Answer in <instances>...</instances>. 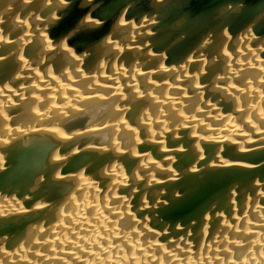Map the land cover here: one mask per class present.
I'll use <instances>...</instances> for the list:
<instances>
[{
	"label": "bare ground",
	"instance_id": "6f19581e",
	"mask_svg": "<svg viewBox=\"0 0 264 264\" xmlns=\"http://www.w3.org/2000/svg\"><path fill=\"white\" fill-rule=\"evenodd\" d=\"M84 1L85 0H68V1H65V0H0V15L1 13L3 15V12H5L6 10L11 9L12 11L11 16L4 23V27L2 25V29H0L1 36L5 32L3 31L5 29L8 31V34H9V31L11 34V35L9 34L10 38H8V40L2 39V37L0 36L1 37L0 45H2L0 47V52L2 51L3 52L2 54L4 55L6 53L7 55L11 54L12 58L9 56V59H12V60H9V61H10V64L12 61V64H13L12 69L13 68L14 69L12 72V76L9 78L11 82L14 81L13 82L15 83L14 86L20 87V89L15 90L12 83H11L13 87L12 89H8L7 87H5L6 84L0 85V116H1L0 119L3 118L4 120V125H2V130L0 133V146H3L4 148H7L9 146L8 150L13 152L12 153L13 155L15 152H16V155L18 152H21L23 154L18 159L15 156L16 161L14 159H13L14 161L10 160L12 165L10 167L9 166L7 167V170L5 173H3V175H0V191H1L0 194L3 192V190L4 192L2 193V195L5 194L6 193L5 190L8 189V191L10 190L13 196H17L18 192L22 193L25 190V188H27L30 185V182H31L30 179H35V180H37L38 178L39 180L42 178L45 179L46 176L45 177L43 176L45 174L48 175L45 172L46 170H48L47 164L45 162L46 160H49L48 158L50 154L49 152H51L52 149L57 148V146H60L62 143L66 142L68 144V142H70L69 145L70 144L73 145L75 144L74 142H76L77 144V141H78L80 147L82 146V148H80L79 146L78 147L82 149V151L84 152L86 151V153H84V152H81L80 150L79 151L80 153H79L78 152L79 149H77L76 150L77 154L71 155L70 158L65 157L64 158L65 160L59 163L60 165L63 164L61 166L59 165V167L57 168V171L59 169L58 174L62 178L61 179L62 181L60 180V178H58L59 180L55 179L56 181L55 182L53 181L54 179L52 178L53 179L52 182H55L56 184H57V181L59 182V184L57 185L54 184L55 187H52L53 183H51V180L48 181L51 184V186L50 185L48 186L47 184L49 183L47 182L45 185H42L43 187L39 185L41 181L39 182V180H37L39 182V183L37 182L39 186L37 185L38 188L35 187L37 188V190L33 188V190H36V192H33L29 186V189L31 190L30 192L34 193V197L36 194H37L36 197H41V194H43V197H45L46 196L45 194L47 192L46 188L48 189L49 187L48 192L51 191V189L55 188V190L53 191L54 195L52 193V195L50 196L51 198H48V200H46V203L42 206V207H46L44 210L42 209L38 210L36 209L38 206H36L32 209L33 211L30 210V213H29L30 215L21 214L22 215L21 216L15 210L16 205L11 204L12 201H10L9 199L0 200V238L2 235L4 236L8 235L9 237V234L11 235L12 233L19 234V231L23 229L24 230L26 229L25 232H27V229H29L30 226L32 225L35 226L36 224L39 225L38 228L40 227V230H38L37 227L35 230L33 226V229H29L31 230L29 232H32L33 230H35L33 232H36L37 235L41 237V235H39L40 234L39 231H41V229L44 228V225H47L46 228H48V233H49V235L48 234L47 235L50 237H48L47 240L43 236L41 238H44L46 240L45 244H47L48 249L51 252L50 254L51 258L54 259L55 257H52V256H57V255H60V256L69 255L72 259L78 262L80 261V257H77V254L80 252L79 254L82 253L84 256H86L87 260L88 258L90 259L88 261L81 260V263L83 264H147L148 262L147 263L144 262L145 260L149 262L154 261L153 260L154 256H152L151 250L154 249L156 250L155 253H157L158 252L157 248L162 253L160 257L166 260L173 259L171 264H174V263L175 264H264V234L260 232H254L253 230L258 227H261L264 229V202H263L264 195L263 196L261 195L260 197V194L257 193V189L259 188L260 190L258 191H261L263 187L260 186L261 187L260 188L257 186L260 184H257L256 186L258 188L256 189L254 188L255 190L251 189L254 192L256 191V193L258 194L257 196H259L257 197L254 194L256 197L254 196L255 201L253 204H251V206H249L250 203L247 204V202H245L246 200L248 201L247 197L249 196V193L248 195L245 194L247 193V189L248 188L250 189V187L254 186V185H251L252 183H254L252 182L253 181L252 178L254 176L255 178H257L256 180L254 178V181H257L255 183H259L261 181V179L260 181H258L259 180L258 177L263 178L264 180V143H263L264 142V48H263L264 47V33L258 30V26L261 24V20L264 17V6L257 8L253 13L244 17L242 16L244 11L241 10V4H229V5L221 7L220 9H218L215 13L211 14L210 16L197 19L191 23H185L184 19H180V20L174 21L173 23H170L169 25H165L164 24L165 15L167 14L172 15L176 11V9L174 8H176L177 5H172V1L175 2L174 0H146L145 2L139 4V6H136V4L139 3L141 0H129L128 3H126L116 12H114L112 15L107 17L105 20H103L100 23L95 24L92 20L87 19V16L95 10L94 4L93 2H89L85 4ZM177 12L178 11H176V13ZM36 14L42 17V21H43V18L45 19L44 22L42 23V26L44 25L43 26L44 30H46L45 32H47L48 36L44 34L41 28H40L41 30L39 29L40 31L39 30L37 31L38 33L37 35H34L35 32L32 33V35L30 34V32L32 31V27H34L36 23L35 21L36 19L35 17H33ZM5 15H8V14H5ZM12 15H15V17L13 18ZM38 22L41 23V21H38ZM36 24L38 26V23ZM147 30L149 31L148 33L150 34H148L149 35L148 37L147 36L145 37L144 33L147 32ZM218 31L223 35L224 38L227 37L226 39L228 40L231 39V40L224 41L226 39L224 40L215 39V33ZM12 35H15L17 37V40H16V37ZM136 36L137 37L141 36V37L137 38ZM135 37L137 39H135ZM4 38H7V34ZM133 38L135 39L134 41H133ZM11 40H16V41L14 42L12 41L13 43L9 42ZM123 40L127 41L128 43L120 44L124 42ZM135 42L138 45L135 44ZM8 43H11V44H8ZM21 45L24 48H22ZM67 49L69 51V54L71 52L80 53L82 51L84 52L86 51L83 55L82 53L80 54L81 55L80 58L79 56H76V59H78V61L80 60L79 67L76 68L77 60L75 59L76 62H74V59H73L74 66L72 65V67L74 70H71V68H67L70 66L69 64L71 62L69 54L67 53L66 55L65 53H63ZM4 50H6L5 51L6 53H4ZM50 53H52V56H50L51 55ZM2 54L0 55V57H4ZM17 55L21 56L20 60L17 57L14 58ZM134 57L136 58V60H134ZM38 58L39 59L42 58L41 59L42 62L39 61V63L41 62L43 64H41V68L38 67L40 69H39V72L37 71L38 75L35 76L34 72L32 71L29 72L30 70L29 71L25 70L24 69L25 67H23V65L25 66V63L29 61L27 62V65L31 63L32 67H34L36 63V66H39L40 64L39 65L37 64L39 60ZM2 59L0 60L3 61L4 59L3 60ZM9 61L6 60L4 61V63L0 62V66L3 64L6 65L5 62H9ZM23 61H25L24 64H23ZM32 62L34 63V65ZM113 62H117L120 66L118 67L119 69H116L115 72H112L114 71L112 70L114 68V65H112ZM71 64L73 63L71 62ZM111 65L113 66V68H111ZM140 66L141 68H139ZM136 67L139 68L140 70L137 69ZM149 67L152 69L151 71H147L149 70ZM38 68H36V70H38ZM3 72L6 73V69ZM1 76H3V74L0 75V77ZM150 77H152L153 80L156 78V80L160 81V83L157 84L158 86L154 87V83L152 86H149L146 84L148 82V81L146 82V79L153 81ZM1 78L3 79V77ZM193 78L197 79V81L193 80ZM25 79H29L30 82L26 81V83L28 82V84H26L25 82H23ZM151 81L149 82L151 83ZM220 82H222L223 84V86L221 87L219 86L221 84ZM136 85L140 87L138 88V90H137ZM133 86L136 87L137 91H139L140 89L141 91L147 92L148 94L150 93L149 95H153V96L158 95L157 99H156V96H154L156 100L154 99V101H149L150 99L154 98L153 96L149 97V95L146 96V98L147 97L150 98L148 101H146V99H139L138 97H135L133 95L134 93L132 92L133 89L135 90V88H132ZM77 87H83V88H79L78 90ZM179 88L182 90V94H184V91H186L185 92L186 95L188 93L187 96L185 95L186 97H188L191 93H194V95L192 94V98H195L197 96V99H196L197 103H199L198 95H201V93L203 92L205 94V92L208 91L209 89H210L209 93L210 91L212 92L211 97L213 99L216 98V100H219L217 99L218 97L216 93L220 94V96H222L223 99L220 98L221 100L218 101L220 103L217 102L218 105L216 103L215 105L225 106V104H227L226 106L228 107V110H229L228 115H226L227 114L226 112L225 114L226 117H215L213 114H216V113L213 110L214 109L216 110L219 107L215 108L216 107L215 106L214 109H211L213 107L209 108L208 104L206 105L197 104L195 101L194 105L196 107L197 105H200V106L198 107L196 111L194 110V112L191 113L190 115L191 117L189 121H187L190 123H187L185 120H181L182 115H180L181 114L180 109L182 105L183 106L185 105L184 103L186 102V100H184L185 98H183L184 95L182 97L181 91ZM182 88H184V90ZM82 89L84 90V92H82L83 91ZM190 90L191 91L193 90V92L190 93L189 92ZM25 91L27 93L29 92L27 96H26ZM94 91L95 93L97 92L96 93L97 95H98V92H101L100 95L104 93L103 96L104 95L107 96L108 94V96H110L111 98H117V96H119L120 93L122 96H124L123 93H127L130 96L128 101H131L130 104L132 103L130 105L131 106L130 108L134 107L136 110L139 109L140 106L142 107L145 106L146 108H149L148 104L150 103L152 104V106L153 105L156 106L155 108L156 111L162 110V112L165 113V111L168 110L169 112V110H171L173 112L172 115L168 114L166 116L168 118L170 117L173 119L172 124L174 125L171 124L169 127H168L169 124L167 126L164 125L165 122L163 120L157 121L152 118V119H149L148 121L147 120L139 121L141 122L143 126L147 128L146 136L144 133L141 135H144V138L147 140L145 142L146 143L148 142L149 145H151L152 143H155L157 140L171 141V138L172 140L177 139L178 135H175L177 134L176 131L178 130L179 132L180 129H184L186 128V126L191 128V130L193 129L194 135H196L195 137H192L193 133H190L191 131L189 129V132H188L189 135L187 136L186 134L187 140L189 137L191 138L190 141L193 140V142L195 141L196 143L203 145L200 147V148H203L201 151V154H199L200 152L198 151L197 153L199 154V156L198 157L196 156V160L199 157H202V160L199 159L200 163H197L194 160L195 157H192L190 155V154H194L196 150H193L192 153L190 154H188L189 151L187 152V154H186V151L185 152L183 151L184 152L183 157L182 156L180 157V155L175 156V157L172 156L174 157V159H177V157H179V159L176 160L178 161V164H179L178 169L177 168L175 169L174 167V171L180 173V170H183V173L181 171L182 175L184 174L183 176H185L186 174L185 172L187 170L184 172L185 170L184 168L187 169L188 168L187 165L189 166V168L192 167V166L190 167V165H194L192 163L196 162L197 165L196 166L194 165L195 168L193 167V171L195 169V173H192V174L194 175H192L191 173L189 174L190 171H188L187 172L188 175L186 174L187 176L183 177V179H182V176L181 178L179 177L180 178V180L178 179L179 181H176L177 179L174 176L176 175V172L173 173L174 172L173 170H171L172 171L171 174L169 173H167L168 175L166 174L168 176L167 178L169 179L168 181H164L166 182L165 183L166 185L163 186V192L166 198L165 201H167V196L169 197L167 193L165 194L166 190H168L167 192H169V190L175 189L174 191L176 192H174L175 196L171 197L172 199L169 197V199H171L172 201L168 203L167 207L161 210L160 215L158 216V219L161 221H162V219H160L161 217L166 219L167 220L166 223H169V222L174 223V221L177 220L176 222H178L180 220L177 223L178 225L186 224V226L188 225L189 227L193 224L197 225V223H199L198 225L200 227V224H201L200 219H202L200 217L204 213L208 214L209 208L212 211L215 209L213 212L210 211L212 212V214L209 212L208 217H206L207 215L205 216V218H207L206 221L210 220V222L209 221L206 222L204 218L202 219L203 224L205 223L207 226H205V224L204 226L203 224H201L202 225L200 227L201 230H199L198 225L196 226V228L198 227L197 230H195L196 228L194 227V225H193L194 227L193 229L190 227L192 229V234L189 233L190 237L193 236L194 233L196 234L195 231H198V230L199 232H201V234L197 232L199 233V234H196L197 238L194 236L193 238L191 237L192 239L190 238V240H193L194 242V243L191 242V244H194L192 248H189L188 245H190L189 244L190 242L188 243L187 242L188 240L185 239L186 243H188L186 247H184L186 252L183 250L184 253H182L179 250H175L176 248L169 250L170 249L169 246H166L168 248L167 250H165L164 246H162L163 244L161 245L160 243H157L156 240H152L148 244L147 242L146 244L138 243L139 241L138 236L141 237V235H139L140 233H142V237L143 236L147 237L148 235L151 237L152 235L153 236L152 238L157 239V234H156L157 231L154 233L152 231L151 232L148 231L149 230L148 228L146 230L143 228L141 229L140 227L138 230H135L136 232L134 231L135 226L136 228H138L137 226H139L141 222H145L144 221L145 219L141 220V222L139 220L138 222L140 223H138L137 225L136 224L137 219L134 220V217L133 219L129 218L132 216V214L131 216L129 215L128 217L127 214L132 213L128 209H130V205L134 200L132 202L131 200L125 201L126 203L130 201V204L128 203L129 207L126 206V203L124 202L119 204L118 205L119 207L111 206L110 209H108V212H109L108 213L107 208L109 207L107 206V208L105 209L106 207L105 204H107L108 196H102V199L100 200L101 204L99 206L97 194L95 193V187L92 184H90V182H88L85 173L87 170H92V172L93 170L96 171L97 165L99 166V163H100L99 158H101L100 157L101 155L98 156L97 151H99V153L100 152L102 153L100 149L101 148L103 149V146H105L106 142H108V140L110 139L109 137L112 138V136L110 135L112 134L111 131L114 132L113 131L114 127L118 126L117 133L116 131L114 132L116 133L117 138H118V132H119L120 136L123 137V139L125 138V140H128L127 142H128V145H130L129 146L130 148L127 147V150L132 149V152L126 153L130 156V157L128 156L130 158V163L136 164L138 160L140 159L136 158L137 154H135V151L137 149V142H136L137 137L134 132H137L138 130L137 131L133 130V132L125 130L120 121L121 118L119 119L120 123L118 124H117V121H118L117 118H116L117 121L115 120L113 121V122H116V124H113L116 126L112 125L111 129L112 127L113 129L111 131L109 130L110 129L109 127H106L108 128V130L107 132H105L106 131L105 127H103L104 129L103 130L101 126L100 127L102 131L100 133L99 131L95 133L97 130L96 128H95L96 129L95 131L93 130L94 132L92 131L93 126H91V122L93 123L95 121L94 117L96 116V114H99V111H100L99 110L97 112L96 109L91 110V107H90V105L92 104L94 105V103L91 104V102H96L94 99L89 98V96L91 97V95H93ZM86 92L91 95H87ZM42 93L43 95L44 94L45 95L42 96ZM205 97L206 96L204 97L202 96L203 99ZM56 98H58L60 101L59 102L60 105L58 106L54 104L55 102L54 100ZM100 99L102 100V98ZM118 99L119 98H117V100ZM15 100L21 103L26 100V102L29 105H32L31 108H34V106L39 104L38 102H41V100L43 101L45 100L44 101L45 108L42 113H39L40 110L36 111L35 109H31L32 111H34V114L35 112L37 114L35 115L37 116L35 117L36 120L37 118L39 120H43L45 118L44 116H46L45 115L46 112L48 113L49 111L48 109H51L55 113H62V114L64 113V115L67 114V116H69L67 118H70V116H72L70 119L73 121L72 122L68 121V123L66 122L69 128L68 130L65 129L66 131L65 130L64 131L67 133H70V135L73 138L71 137V140H70L69 139L70 135L69 137L60 136L55 133L56 131L55 132L53 131L55 135L53 134V136H51L52 134L50 135V133L52 132V130L47 131L49 134L45 132L44 130L43 131L45 133L43 131L38 130L37 133L41 132L43 134L50 135L51 139L52 137L55 140L58 139L57 141L58 145H57V142L50 140L49 137H48L49 139H46L47 137L42 138L40 137L41 134L37 136V133L35 132V130H37L36 129L37 127H41V125H38V126L33 125L34 127L30 125V128L28 130L30 132L33 131L34 133L32 132V134L34 135L36 134V135L35 136L31 135L32 137L29 136L22 140L18 139V137L21 136L18 134V132L15 133L14 131L12 132L7 129L9 125L7 126L8 121H6L5 119L6 117L4 114V112L7 113V112L12 111V110L10 111L7 110V108L10 107V105L12 106ZM193 101L194 100H192V102ZM101 104L98 103V105L100 106ZM85 105H89L90 110L89 109L87 110L86 108L87 111L83 112L82 110L83 113L81 114H79V111H78V113H76L78 115L75 114L74 116V113L77 111V108L81 109V107L83 108V106ZM96 105L97 104H95V108L98 106ZM212 105H214V103ZM103 107L101 106V108ZM122 108H123V105H122ZM11 109H14V108L11 107ZM118 109H115V111L116 110L118 111ZM135 109L133 110L135 111ZM151 110L153 111L152 107H151ZM104 111L105 110H103V112ZM223 111L224 110H222V112ZM225 111H226V107H225ZM129 113H131V111ZM199 114L201 115L206 114V115L203 117H200ZM207 114L208 115L210 114V115L208 116ZM145 115L146 113L144 114V116ZM115 116L119 117L117 114H115ZM175 118L178 119L177 124H175L176 123ZM33 120H31L32 123H33ZM52 121L55 122L54 119ZM134 121L136 122V120ZM69 122L71 123L69 124ZM210 126L214 128L211 130ZM63 127L64 126H62V128ZM89 127H91V129ZM42 128H43V125H42ZM86 128L87 129L89 128V130L84 133V137L82 139L83 134L81 133V137H80V135H78L77 133L79 131L82 132V130L85 131ZM119 129L124 130V131L120 132ZM152 129L153 130L156 129L155 132ZM199 129H202L205 132V134L204 132L203 134L202 132L199 133L198 132ZM98 130H100L99 127H98ZM74 132H77L76 134L79 136L80 140H78L77 138L78 136L75 135ZM92 132L94 133L93 135L91 134ZM142 132L143 130L141 131V133ZM86 134H90V135H86ZM13 136H15L16 139L12 138ZM75 136L77 137L75 138ZM85 136H88V137H85ZM17 140H20V141H17ZM210 141H212L211 143H214L215 146L216 144H220V145L222 144L221 146L227 145L225 147L224 146L221 147L222 149L218 147L220 145L217 146L218 148L221 149V151H224V152L222 153L220 152V149L216 148V150L219 153L218 154L219 157L217 155L219 159L216 160L215 154L217 153L215 150V154L213 157L216 161L222 160L220 163L228 162L229 164L234 163L239 166H246V167H243L241 169H239L240 167L239 168L237 167L236 169L232 165H229L226 163L225 164L224 163L222 164L213 163L212 164L214 160L212 157L213 155L212 153L214 152H211V150H214L215 148L211 149V147H214V146L213 145L211 146V144H208V142ZM156 143H158V141ZM258 144L263 145V147L261 146V147L253 148L255 147V145L258 146ZM242 146L246 147V150H250L253 148L255 151L253 150V153L248 154V155L245 153L244 155ZM65 147H68V145L64 146L63 148L65 149ZM160 147L158 148L159 152L160 153L163 152L164 154H167L168 156L169 152L167 150H171V149H166V148L161 149ZM233 147L234 148L237 147L236 149L237 152L234 151L235 149ZM181 149H183V147H181ZM231 149H233L235 153H233ZM90 150L96 153L89 152ZM63 151L66 152V150H63ZM225 151L227 153L228 151H230L233 153V155H231V153H228V155L224 154L226 153ZM251 151L252 150H250V152ZM154 152L156 154L157 149H155ZM175 152L173 151L172 153H175ZM7 154L5 153L6 156ZM68 154L70 153H67V155ZM230 155L232 157H230ZM157 156L159 157V153H157ZM169 156L171 157V155ZM169 156L168 158H166L167 160L169 159ZM10 157H13V156H11L10 154L8 158L12 159ZM106 157H105V160L107 161ZM125 157H127V155H125ZM103 158L104 157L102 156V160ZM211 159H213L212 162L210 161ZM235 159L240 162L239 163L236 162ZM125 160L129 161V159H125ZM170 160L172 159L170 158L168 161ZM49 161H48V164H49ZM122 162L124 164L125 161H122ZM123 164H122V167L124 166ZM197 166H201L202 169L200 167L198 170ZM119 167H121V165H119ZM141 167L145 168V165L142 163L140 168ZM170 167H169V172H170ZM81 168L83 169L84 175L82 177L81 176L82 172H79L81 174L78 177V170ZM84 168L87 170L84 171ZM130 169L131 168H127L126 172H128ZM49 170H51V168ZM107 170L109 171L105 172L106 177L108 176L109 177L108 180L110 181L109 184H107V187L109 188L111 187L110 193L115 194L121 189V187L123 186L125 187V184H123L124 181L119 178L123 170L122 172H120V174L118 173V170H113V169H107ZM131 170L135 171L136 169L133 168ZM259 174L261 175V177ZM134 175H136V173ZM166 175L164 173L165 177L164 176L163 177L166 178ZM50 177L51 176H49V178ZM70 178L71 179L73 178V180L71 181ZM124 178H126V176ZM105 180L107 181V179ZM105 180L103 181L106 182ZM249 181H251L252 183ZM125 182H128V181H125ZM44 183L45 182H43V184ZM155 185L157 186V184ZM159 185L162 186L163 184H159ZM44 186H47V187L44 188ZM76 187H77V190L80 189L79 191H81L82 193V196L80 197L78 196L79 198H77V200L75 199L76 194L78 192L76 191ZM155 187L153 186V189H155ZM230 188L232 190H230ZM74 190L75 192H73ZM240 190L244 191L243 194H245V196H242L243 198L237 197L238 199H235L236 191H238L237 192L238 194ZM251 190L249 191L250 193H251ZM14 191L16 192L18 191L17 195L12 193ZM85 191L90 192L88 194L89 197L87 195L88 197L87 199L86 197H84V195L86 196V194H84L86 193ZM229 191L231 193L228 194L229 197L228 196L227 197L228 199L232 197L233 201L231 200V198H230V201L234 202L235 204V206H233L234 204H231V202L229 201L230 202L229 206L232 205V207L230 206L231 210L228 209L229 207L227 205L229 203L227 201L228 199L226 198V196H223L225 194L227 195ZM71 193H72V197L76 193L74 195L75 198L71 197L70 195ZM175 193L176 194L182 193V194L180 197H178V194L176 195ZM69 195H70V198L73 199V202H72V199L69 198ZM6 196L5 198H7ZM222 197L226 198L225 200L223 198L222 201L227 203L226 204L228 206L226 207L227 209L223 208L225 207L223 206L224 202L223 203L221 202L220 205L217 204L219 202V199L221 201ZM249 197H252V195ZM18 198H21V197L18 196ZM31 198L32 197L30 195V199ZM74 199L76 201H74ZM109 199H112V197L111 198L109 197ZM262 199H263L262 202L259 201ZM112 200H115V199L113 198ZM257 201L261 202V204ZM248 202H251V201H248ZM62 205L64 206L68 205V206L64 208V210L66 209L65 210L66 212L62 213L61 215L60 213L58 214L57 210L60 211V209L62 208L59 209V207L60 206L63 207ZM136 206H138L139 208L142 207V206H139V204ZM212 206L214 209L212 208ZM217 208L223 209L221 213L222 214L224 213V215H226L227 213L229 214V211H232L231 212L232 214L228 215L229 217L227 215L225 217L228 220H225V219L223 220L226 222L225 225H222L220 221H218V219L220 220L223 219V217L221 218L222 216L220 215L221 213L219 214L218 212L217 214H219L220 217L217 215L218 217V219H216L217 222L215 221V219L211 221L212 220L211 218H214L212 217V215L215 216L216 214L215 211ZM232 208L236 212L232 210ZM239 208L240 210L242 209L241 212ZM64 210L62 209L61 211L64 212ZM31 212L33 213L31 214ZM106 213L109 215H116V216L118 215L119 217L117 216L118 218L116 222L112 221L111 219H110L111 221L110 222L108 219L109 215L105 216ZM239 213L241 214L239 215ZM86 214L88 215L85 216ZM155 215L157 216V214ZM209 215H211V218L209 217ZM158 219H156L155 221L158 222ZM51 222L56 223V226H54V228L50 227ZM240 222L243 223L242 227L244 226L241 229L242 235L252 236L251 237L252 241L250 242V245L252 244V246L254 245V247L256 248L254 252H250L249 250L250 247L245 248L242 246L243 248L241 249L237 248V249H233V252H226L225 253L226 256L224 257V259H221L223 258L222 256L224 254L221 255V258H218L219 256H218L217 251H216V254H212V251H210V248H208L209 250L207 252L204 251V248H205L204 246H206V244H208V246H211V245L214 246V244H216L214 243L215 242L214 240L219 238L218 235H221L220 233H223L222 229L225 230V233L227 232L226 230H229V229H231L230 230L231 232H232V229L236 231L237 227L235 226V224L237 223L240 224ZM166 223H164L165 226H166ZM203 227H206V228L208 227V230L205 228L206 229L205 231H207L208 233L206 234L210 242L206 241V244H203L202 242L200 244V241H201L200 238H203ZM178 228L179 227H177V229ZM145 230H146V233L144 234L143 231ZM193 230L195 231L193 232ZM33 232L31 234H33ZM165 232L163 233L165 234ZM36 233H34V235H36ZM172 234L167 235L168 237L166 239H168L169 236ZM226 234L229 236L228 238L224 236V238L225 237L227 239L233 238V235L232 237H230L231 236L230 233L227 232ZM132 235H134L133 241L129 239V236L131 237ZM181 237H179V239H181V241H179V245L181 242L184 241V240L182 241V238H185V237H182V238ZM204 237H205V233H204ZM44 239H43V242H44ZM116 239L120 240V242L112 246V241H117ZM32 240H35V239H32ZM170 240H173V239H170ZM170 240H167V241H170ZM176 240L178 241V239ZM228 243H229L228 245L232 246V248L233 247L236 248L239 245L237 242L235 243V241H230ZM122 247L127 248L128 251L126 252L123 251ZM187 247L188 249L186 250ZM195 247L196 248L200 247V251L199 249L195 250L194 249ZM72 251L73 252L76 251V252L73 253ZM179 254L184 255L185 258L183 256V259H180L178 257ZM12 259H14V261L16 260V263L25 262L24 256L16 254V253L12 255ZM34 259H32L33 262H34ZM55 259L57 260V258ZM58 259L61 260V258H58ZM49 260H50V257H49ZM64 262L61 261V264L62 263L64 264ZM65 264H67V262H65ZM161 264H164V263H161Z\"/></svg>",
	"mask_w": 264,
	"mask_h": 264
},
{
	"label": "rangeland",
	"instance_id": "374dc122",
	"mask_svg": "<svg viewBox=\"0 0 264 264\" xmlns=\"http://www.w3.org/2000/svg\"><path fill=\"white\" fill-rule=\"evenodd\" d=\"M7 12V13H6ZM8 14V15H5V14ZM11 14H12V11H11V9H9V10H6L5 12H3V15H2V13H1V15H0V29H2V25H3V27H4V23L7 21V19L11 16ZM37 15V14H36ZM33 16V17H35V21H36V23H38V26H37V24L35 23V22H33V23H35V26L34 27H32V31L30 32V34L32 35V33H34L35 32V34L34 35H37L38 33H37V31L41 28L42 30H43V32H44V34L45 35H47L48 36V34H47V32H45L46 30H44V25L42 26V23L44 22V18H43V21H42V17L40 16V15H37V16ZM12 17L14 18L15 17V15H12ZM40 18V19H39ZM34 20V19H33ZM38 21H41V23H39ZM40 29V30H41ZM39 30V31H40ZM153 30H154V28H153ZM3 31H5L4 33H3V35L1 36V34H0V36L2 37V39H7L8 40V38H10L9 37V34H10V31H9V34H8V31L5 29V30H3ZM149 31L147 30V32H145L144 33V35H145V37L147 36H149L148 34H150V33H148ZM6 34H7V38H4L5 36H6ZM147 34V35H146ZM11 35V34H10ZM12 36H15V35H12ZM142 36V35H141ZM141 36H139V37H137V38H140ZM1 37H0V39H1ZM16 37V36H15ZM135 37V39H137ZM227 38V37H226ZM226 38H224L223 37V35L218 31V32H216L215 33V39H226ZM11 39H13V38H11ZM19 39V38H18ZM134 38H133V41L135 40ZM16 40H17V37H16ZM16 40H11V41H9V42H14V41H16ZM231 39H226V40H224V41H230ZM124 41V40H123ZM132 41V40H131ZM12 42V43H13ZM42 42V41H41ZM40 42V43H41ZM124 43H128L127 41H124V42H122V43H120V44H124ZM8 44H11V43H8ZM135 44H137L136 42H135ZM138 45V44H137ZM2 45H0V47H1ZM22 46V45H21ZM20 46V47H21ZM137 47V46H136ZM22 48H24L23 46H22ZM264 48V47H263ZM6 50H4V53H6L5 52ZM67 51V52H66ZM86 52V51H85ZM84 51H82V52H71L70 54H72V55H70L69 54V51H68V49L67 50H65L63 53H65L66 55H67V53L69 54V56H70V59H71V62L73 63V64H71V62H70V66L69 67H67V68H71V70H74L73 69V67H72V65L74 66V62H76L75 61V59H76V56H79V58H80V54L82 53V55L85 53ZM3 52L1 51L0 52V55L2 54ZM51 55L50 56H52V53H50ZM4 57H0V59H2L3 61H1L0 60V62H2V63H4V61H9V60H12V59H9V56L12 58V56H11V54L10 55H7V53L4 55V54H2ZM74 55V56H73ZM133 56V55H132ZM131 56V57H132ZM136 56V55H135ZM18 58L19 60H20V57L21 56H15L14 58ZM68 57V56H67ZM69 58V57H68ZM78 58V57H77ZM130 58V57H129ZM39 59V58H38ZM41 59L42 58H40L39 60H38V62H37V64L39 65V66H36V63H35V66L34 67H32V64L31 63H29L28 65H30V66H28L27 65V62H29V61H27L26 63H25V66L23 65V67H25L24 69L25 70H30L29 72H34V74H35V76L36 75H38V72H39V69L41 68V64H43V63H41L42 61H41ZM73 59H74V62H73ZM131 59V58H130ZM130 59H129V61H130ZM77 60V65H76V68L77 67H79V62H80V60L78 61V59H76ZM128 60V59H127ZM134 60H136V58L134 57ZM22 61V60H21ZM39 61H41L40 63H39ZM24 62L25 61H23V64H24ZM6 63V65L5 64H3V65H1L0 67V75H2L3 74V76H1V77H3V79L0 77V85H4V84H6V86L5 87H7L8 89H12L13 87L15 88V90L16 89H20V87H16V86H14V84L15 83H13V82H11V80H10V78L9 77H11L12 76V72H13V69H12V67H13V64H12V61H11V64H10V61L9 62H5ZM33 63V62H32ZM33 65H34V63H33ZM112 65H114V68H113V66ZM112 65H111V68H113L112 70H114V71H112V72H115L116 71V69H119L118 67H120L119 66V64L117 63V62H113L112 63ZM6 69V73L5 72H3L5 69ZM9 67V68H8ZM30 67V68H29ZM32 67V68H31ZM38 68V67H40V68H38V70H36V68ZM117 67V68H116ZM34 68V69H33ZM108 68V67H107ZM137 68V67H136ZM139 68H141V66L139 67ZM139 68H137V69H139ZM10 69H11V71H10ZM31 69H33V70H31ZM36 70V71H35ZM66 70H68V69H66ZM140 70V69H139ZM152 69L149 67V70H147V71H151ZM2 71V72H1ZM38 71V72H37ZM68 72V71H67ZM205 72H207V71H205ZM37 73V74H36ZM11 74V75H10ZM180 74V73H179ZM192 74H194V73H192ZM187 75V74H186ZM201 75H202V73H201ZM189 76V75H188ZM191 76H193V75H191ZM241 76H243V75H241ZM201 77V76H200ZM151 79H152V77H150ZM3 80V82H2V80ZM9 79V80H8ZM153 80V79H152ZM156 78L153 80V81H151V80H149V79H146V82L148 81H151V83L149 82H144V83H146L147 85H149V86H152L153 85V83H154V87H156V86H158L157 84H159L160 83V81H158V80H156ZM193 80H196L197 81V79H194L193 78ZM26 81H29V79H25L23 82H25L26 83ZM1 82H2V84H1ZM8 82H10V83H8ZM30 82V81H29ZM11 83H12V85H13V87H12V85H11ZM221 84L219 85V83H218V85L221 87V86H223V84H222V82H220ZM26 84H28V82L26 83ZM16 85H18V84H16ZM134 85V84H133ZM217 86V85H216ZM136 87H137V90H138V88H140L139 86H137L136 85ZM136 87H132V88H135V90L133 91L132 90V92L134 93L133 95L135 96V97H138L139 99H146V101H148L150 98H146V96L147 95H149L147 92H144V91H141L140 89H139V91L141 92H139V91H137L136 90ZM79 88H83V87H77V89L79 90ZM181 88V87H180ZM179 88V89H180ZM84 89H86V88H84ZM183 90H184V88H182ZM81 90V89H80ZM83 90V89H82ZM210 90V89H209ZM209 90L208 91H206L205 92V94H204V92L203 93H201V95H198L199 96V98H200V100H199V98H198V102L199 103H197V101H196V99H197V96L195 97V98H192V94L194 95V93H191V92H193V90L191 91H189L191 94L188 96V97H186L187 95H188V93H187V95H186V91H184V94H182V90L180 89V91H181V95H182V97H183V95H184V97L183 98H185L184 100H186V102L184 103L185 105L183 106L182 105V107H181V114L180 115H182L181 116V120H185L186 122L187 121H189V119H190V115H191V113L192 112H194V110L196 111L197 109H198V107L200 106V105H197V107L194 105L195 104V101H196V103L197 104H204V105H206V104H208V106H209V108L210 107H213V108H211V109H214V107L215 108H217V107H219L218 109H214L213 111L216 113V114H213L215 117H226V115H228V112H229V110H228V107L226 106L227 104H225V106H217L218 105V103H220V102H218V101H220L221 99H223V97L222 96H220V94H218V93H216L217 94V99H219V100H216V98H212L211 96V91H210V93H209ZM137 92V94H136V92ZM82 92H84V90L82 91ZM25 93H26V96L29 94V92L27 93L26 91H25ZM25 93H23V94H25ZM87 93V92H86ZM97 93V92H96ZM95 93V91H94V93H93V95H91V94H88L87 93V95H91V97L89 96V98H92V99H94L96 102H91V100H90V102H91V104L92 103H94V105L92 104V105H90V107H91V110H94V109H96V111L98 112L99 110V114H96V116L94 117V119H95V121L92 123L91 122V126H93V128H92V131L94 130H96V132L95 133H97V131H99V133L102 131L101 130V127H102V129H103V127H105V129H106V131L105 132H107V130H108V128H106V127H109L110 129V131L113 129V127H112V129H111V126L113 125V124H116V122H113L114 120L115 121H117V124L118 123H120L119 122V119H120V121H121V123H122V125H123V127H124V129L125 130H128V131H132L133 132V130L134 131H137V132H134L135 133V135H136V137H137V149H138V151H137V149H136V151H135V154H137L136 155V158H138V159H140V160H138V162L135 164H132V163H130V156L128 155V154H126V153H129V152H132V149H128L127 150V147H129L130 145H128V140H125V138L123 139V137H121L120 136V133L118 132V138L116 137V133H117V127L118 126H116V125H113V126H116V127H114V132L116 131V133H114V132H112L111 131V135L110 136H112V138L111 137H109L110 139L108 140V142H106V144H105V146H103V149L101 148L100 149V151H102V153L100 152L99 153V151H97V154H98V156H100L101 158H99L100 159V163H99V166L97 165V168H96V171L95 170H93V172H92V170H87V169H85L84 168V171H86V173H85V175H86V178H87V180H88V182H90V184H92L94 187H95V193L97 194V198H98V201H99V206H100V204H101V199H102V196H108V201H107V204H109V205H107V204H105L106 205V207H105V209L107 208V206L109 207V208H107V212H108V209H110V207L112 206H118L119 204H121L122 202H124V203H126L125 201L126 200H131V205H130V209H128V210H130V212H132V213H129V214H127L128 215V217H129V215L131 216V214H132V216L131 217H129V218H131V219H133V217H134V220L135 219H137V222L136 221H134V222H136V224L138 225V223H140L141 222V220H144L145 222H141L140 223V225L139 226H137L138 228H136V226H135V228H134V231L135 230H138L139 229V227L142 229H146L147 230V228L149 229L148 231H152V232H156L157 231V239L155 238H152L153 236L151 235V237L148 235L147 237H142V233H140L139 235H141V237L140 236H138V238H139V241H138V243H140V244H146V242H147V244L148 243H150L152 240H156V242L157 243H160L162 246H164V248H165V250H167V248L168 247H166V246H169V250H172V249H174V248H176L175 250H179V251H181L182 253H184V251H185V248L184 247H186V245L189 243L190 245H188L189 246V248H192L193 246H194V244H191V242H193V240H190V238L192 237L193 238V236L194 237H196V234H201V232H199V230H201L200 229V227L202 226L201 224H203V218L205 219V221L207 220V218H205V216L206 217H208V214H209V212L210 211H212V210H210V208H209V212H208V214H203L204 215V217H203V215L200 217V218H202V219H200V227H199V223H197V225H198V227H199V230L198 231H195V230H197L198 229V227L196 228V224H193L194 225V227L196 228L195 230H193V232L195 231L196 232V234L194 233V235L193 236H189L190 234H192V229L194 228L193 227V225H191V226H189L188 227V225L186 226V224H177L178 222H176V221H174V223H166L167 222V220L166 219H164V218H160V219H162V221L161 220H159L158 219V216L160 215V212H161V210L163 209V208H165V207H167V205H168V203L170 202V201H172L171 199V197H173V196H175L174 195V192H176V191H174L175 189H172V190H169V192H167L168 190H166V192H165V194L167 193L168 195H169V197L171 198V199H169V197L167 196V201H165L166 200V198H165V196H164V192H163V186L164 185H166L165 183L166 182H164V181H168V179L169 178H167L168 176V174L167 173H169V174H171V170H173L174 171V167H175V169L177 168L178 169V166H179V164H178V161H176V160H178L179 159V157H177V159H174V157L175 156H178V155H180V157L182 156L183 157V155H184V152L186 151V154H187V152L189 151V153L188 154H190V153H192V151L193 150H196V152L194 153V154H190L192 157H195L194 158V160L197 162V163H200V161H199V159L200 160H202V157H199L197 160H196V156L198 157L199 156V154H201V151H202V149L203 148H200L201 146H203V145H200L199 143H196L195 141L193 142V140H191L190 141V139L191 138H189L188 137V140H187V136L189 135L188 134V132H189V129H190V133H193V135H192V137H195L196 135H194V131H193V129L191 130V128H189V127H187L186 126V128H184V129H180V131L178 132V130L176 131L177 132V134H175V135H178V137H177V139H174V140H172V138H171V141H169V140H157L158 141V143H152L151 145H149V143L147 142H145V141H147L145 138H144V135H141V134H145V136H146V132H147V128L145 127V126H143L142 124H141V122H139V121H142V120H149V119H154V120H157V121H164L165 123H164V125H168V127L172 124V122H173V119L172 118H168L166 115H172V111L171 110H169V112H168V110L167 111H165V113L164 112H162V110L161 111H156V106L155 105H153L152 106V104L150 103V104H148L149 105V108H146L145 106H140V108L139 109H135L134 107L133 108H130L131 106V104H130V102L131 101H128L129 100V98H130V96L127 94V93H123V95L124 96H122L121 95V93H120V95L119 96H117V98H119L118 100H117V98H111L110 96H108V94H107V96L106 95H104L103 96V94L104 93H102V95H100L101 94V92H98V95ZM142 93H143V95H142ZM125 94H126V96H125ZM138 94H139V96H138ZM141 94V95H140ZM145 94V95H144ZM214 94V93H213ZM45 95V94H44ZM43 95V93H42V96H44ZM186 95V96H185ZM215 95V94H214ZM100 96V97H99ZM107 97V99H108V97H109V99L107 100L106 99V97ZM121 96V97H120ZM127 96H129V97H127ZM150 96H153V95H149V97ZM154 96H156V95H154ZM153 96V97H154ZM158 96V95H157ZM157 96H156V99H157ZM202 96L204 97V96H206L204 99L202 98ZM209 96V97H208ZM216 96V95H215ZM144 97V98H143ZM100 98H102V100L100 99ZM128 98V99H127ZM152 98V97H151ZM188 98V99H187ZM191 98V99H190ZM210 99V101H209V99ZM221 98V99H220ZM111 99V100H110ZM116 99V100H115ZM121 99V100H120ZM137 99V98H136ZM154 99H155V97L153 98V99H150L149 101H154ZM155 99V100H156ZM192 100H194L193 102H192ZM45 101V100H44ZM43 100H41V102H38L39 104H37L36 106H34V108H31V106L32 105H29L27 102H26V100L24 101V102H17L16 100L13 102L14 104H12V102H11V104H12V106L10 105V107H8L7 108V110H12V111H10V112H4V114H5V119H6V121H8V123H7V129L9 130V131H14L15 133H17L18 132V134L19 135H21L20 137H18V139H24V138H27V137H32L31 135H34V134H32V132H30L28 129L30 128V125L31 126H38V125H41V127H37L36 129L37 130H35V132L37 133L38 132V130L39 131H45V132H47V131H49V130H52V132L50 133V135L51 136H53V134L55 135V133L56 134H58V135H60V136H63V137H69V135H70V133H67V132H65L66 130H68V121H73V120H71L70 118L72 117V116H70V118H67V117H69V116H67V114H65L64 115V113L62 114V113H55L54 111H52L51 109H48L47 111H48V113L46 112V116H48V117H46V116H44L45 118L43 119V120H39L38 118H37V120H36V118L35 117H37V116H35V115H37L36 114V112H35V114H34V111H32L31 109H35L36 111L37 110H42L41 112L39 111V113H42L43 111H44V108H45V105H44V102ZM55 102H54V104H56L57 106L58 105H60V101H59V99L58 98H56L55 100H54ZM93 101V100H92ZM105 101V102H104ZM106 101H107V103H106ZM124 101V102H123ZM140 101V100H139ZM207 101V102H206ZM99 104H101V106L103 107V108H101V106L100 105H98V103ZM114 102V103H113ZM121 102V103H120ZM123 102V103H122ZM126 102V103H125ZM129 102V103H128ZM206 102V103H205ZM218 102V103H217ZM120 105H119V104ZM148 103V102H147ZM188 103V104H187ZM190 103V104H189ZM193 103V104H192ZM214 103V105H212ZM215 103L217 104V105H215ZM17 104V105H16ZM95 104H97L96 106V108H95ZM104 104V105H103ZM114 104V105H113ZM192 104V105H191ZM211 104V105H210ZM16 105V106H15ZM89 105H85V106H83V108L81 107V109L80 108H77V111L74 113V116H75V114L76 113H78V111H79V114H81V113H83L84 111H87L88 109H89ZM122 105H123V108H122ZM14 106V107H13ZM39 106V107H38ZM110 106V107H109ZM116 106V107H115ZM120 106V107H119ZM155 106V107H154ZM195 106V107H194ZM207 106V107H208ZM11 107L12 108H14V109H11ZM25 107V108H24ZM85 107V108H84ZM107 109H106V108ZM129 109V111H128V109ZM151 107L153 108V111L151 110ZM225 107H226V111H225ZM37 108H39V109H37ZM41 108V109H40ZM86 108H87V110H86ZM110 108V109H109ZM120 110H119V109ZM145 108V109H144ZM25 109V110H24ZM102 109V110H101ZM115 109H118V111H119V113H118V111L116 110L115 111ZM126 109V110H125ZM132 109V110H131ZM133 109H135V111L133 110ZM140 109H141V111H140ZM154 109H155V111H154ZM6 110V111H7ZM81 110V111H80ZM82 110H83V112H82ZM90 110V109H89ZM103 110H105L104 112H103ZM125 110V111H124ZM150 110H151V112H150ZM222 110H224L223 112H222ZM228 110V111H227ZM32 111V112H31ZM127 111V112H126ZM131 111V113H129ZM190 111V112H189ZM221 111V112H220ZM108 112V113H107ZM110 112V113H109ZM111 112H113V113H111ZM135 112V113H134ZM138 112V113H137ZM167 112V113H166ZM183 112V113H182ZM218 112V113H217ZM226 112H227V114H226ZM103 113V114H102ZM134 115H133V114ZM146 113V115L144 116V114ZM189 113V114H188ZM3 114V115H4ZM57 114V115H56ZM59 114V115H58ZM115 114H117L119 117H117V116H115ZM127 114V115H126ZM203 114V113H202ZM226 114V115H225ZM33 115V116H32ZM55 115V116H54ZM76 115H78V114H76ZM99 115V116H98ZM111 115V116H110ZM112 115H113V117H112ZM206 115V114H205ZM205 115H201V114H199V116L200 117H203V116H205ZM208 115V114H207ZM210 115V114H209ZM208 115V116H209ZM26 116V117H25ZM54 116V117H53ZM127 116H128V118H127ZM132 116V117H131ZM207 116V117H208ZM98 117V118H97ZM112 117V118H111ZM130 117V118H129ZM0 118H1V116H0ZM34 120H33V119ZM115 118V119H114ZM116 118H117V120H116ZM125 118V119H124ZM135 118V119H134ZM183 118V119H182ZM55 120V122L54 121H52V120ZM56 119H58V120H56ZM68 119V120H67ZM165 119V120H164ZM171 119V120H170ZM177 118H175V124H177L178 122V119L176 120ZM209 119V118H208ZM30 120V121H29ZM31 120H33V123H32V121ZM36 120V121H35ZM134 120H136V122L134 121ZM52 121V122H51ZM57 121V122H56ZM169 121V122H168ZM3 124H2V123ZM40 122H41V124H40ZM62 122V123H61ZM67 122V123H66ZM71 122H69V124L71 123ZM171 122V123H170ZM35 123V124H34ZM58 123V124H57ZM185 123V122H184ZM187 123H190V122H187ZM186 123V124H187ZM111 124V125H110ZM141 124V125H140ZM192 124H194V123H192ZM192 124H190V125H192ZM2 125H4V120H3V118L2 119H0V133H1V130H2ZM42 125H43V128H42ZM45 125V126H44ZM54 125V126H53ZM60 125H62V126H64L63 128H62V126H60ZM105 125V126H104ZM172 125H174V124H172ZM33 126V127H34ZM56 126V127H55ZM97 126V127H96ZM101 126V127H100ZM45 127V128H44ZM98 127L100 128V130H98ZM49 128V129H48ZM60 128V129H59ZM90 129H91V127H89ZM89 128L87 129H85V131H83L82 130V132L81 131H79L78 133L77 132H74V134L75 135H80V137H81V133L83 134L82 135V139H83V137H84V133L86 132V131H88L89 130ZM96 128V129H95ZM140 128H142V129H140ZM171 128H172V126H171ZM170 128V129H171ZM210 128H211V130L214 128H212V126H210ZM42 129V130H41ZM63 129V130H62ZM66 129V130H65ZM136 129V130H135ZM65 130V131H64ZM104 130V129H103ZM143 130V132L141 133V131ZM153 130V129H152ZM155 130L156 129H154L153 131L155 132ZM199 130H201V131H199ZM198 130V132L200 133V132H202V134H203V130L202 129H199ZM29 131V132H28ZM43 131V132H44ZM53 131L55 132V133H53ZM64 131V132H63ZM93 131V132H94ZM119 131L120 132H123L124 130H121V129H119ZM170 131V130H169ZM187 131V132H186ZM44 132V133H45ZM91 133L92 135L94 134V133ZM104 132V131H103ZM126 132V131H125ZM175 132V133H176ZM185 134H184V133ZM197 132V133H198ZM30 133V134H29ZM34 133V132H33ZM48 133V132H47ZM77 133V134H76ZM151 133V132H150ZM171 133V132H170ZM41 134V135H40ZM42 134L43 133H41V132H39V133H37V136H39L40 135V137H42V138H46V139H49L50 138V140H53L54 142H57L58 141V139H54L53 137H52V139H51V136L50 135H46V134H43V136H42ZM68 134V135H67ZM161 134V133H160ZM186 134H187V136H186ZM204 134H205V132H204ZM36 135V134H35ZM34 135V136H35ZM46 135V136H45ZM77 135V136H78ZM86 135H90V134H86ZM122 135V134H121ZM172 135V134H171ZM170 135V136H171ZM77 136H75V138L77 137ZM140 136H141V138H140ZM142 136H143V138H142ZM169 136V137H170ZM17 137V136H16ZM49 137V138H48ZM55 137V136H54ZM71 135H70V140H71ZM85 137H88V136H85ZM183 137V138H182ZM12 138H15V136H13ZM73 138V137H72ZM78 138V140H80V138H79V136L77 137ZM168 138V137H167ZM185 138V139H184ZM16 139V138H15ZM68 139V140H69ZM114 139V140H113ZM170 139V138H169ZM180 139V140H179ZM182 139H184V140H182ZM67 140V141H68ZM73 140H75V139H73ZM77 140V139H76ZM188 142H187V141ZM255 140H257V139H255ZM11 141H13V140H11ZM10 141V142H11ZM17 141H20V140H17ZM107 141V140H106ZM110 141V142H109ZM174 141V142H173ZM183 141H185V142H183ZM16 142V141H15ZM170 142V143H169ZM212 141H210V142H208V144H211V146L213 145L214 147H211V149L213 148H215L214 150H211V152H214V153H212L213 155H212V157L214 156V154H215V150H216V148H218V147H225V146H227V145H223V146H221L220 144H216V146L214 145V143H211ZM261 142H263V141H261ZM13 143V142H12ZM60 143H61V141H60ZM64 143H66V142H64ZM64 143H62L60 146H57V148H55V149H52L51 150V152H49L50 154H49V160H46V164H47V169L48 170H46L45 172L49 175V176H51L50 178H49V176L48 175H46L45 173V175L43 176V177H45V179L44 178H42V179H40L39 180V178L37 179V180H39V182L37 181V180H35V179H30L31 180V182H30V189L33 191V192H36V190H37V185H38V183H39V185L40 186H42V185H45L48 181H50L51 180V183H53L52 184V187H55L54 186V184H56L55 182V179H57V180H59L58 178H60V180L62 179L61 177H60V175L58 174V171H59V169H58V171H57V168L59 167V163H61L62 161H64L65 159V157H68V158H70L71 157V155H75V154H77V149H79L78 150V152L81 150V152H84V151H82V149H80V148H82V146L80 147V145H79V143H78V141H77V144H76V142H74L75 144H70L69 145V143L70 142H68V144L66 143V144H64ZM142 143V144H141ZM161 145H160V144ZM181 143V144H180ZM190 143V144H189ZM191 143H192V145H191ZM194 143V144H193ZM196 143V144H195ZM264 143V142H263ZM64 144V145H63ZM108 144V145H107ZM110 144V145H109ZM119 144V145H118ZM148 144V145H147ZM156 144H158V145H156ZM207 144V143H206ZM207 144V145H208ZM57 145H58V142H57ZM68 145V147H65V149L63 148L64 146H67ZM128 145V146H127ZM142 145V146H141ZM182 145H184V146H182ZM196 145V146H195ZM198 145V146H197ZM218 145H220V146H218ZM260 145V146H259ZM71 146V147H70ZM80 148H79V147ZM110 146V147H109ZM152 146V147H151ZM156 146V147H155ZM161 146V147H160ZM183 147V149H181V147ZM192 146V147H191ZM218 146V147H217ZM263 147V145H261V144H258V146L257 145H255V147H253V148H257V147ZM9 147V146H8ZM4 148L3 146H0V175H3V173H5L6 172V170H7V167L9 166H11L12 164H11V162H10V160L12 161L13 159L15 160L16 159V157H17V159L18 158H20V156H22L23 154L21 153V152H18L17 153V155H16V152L14 153V155L12 154L13 152H11L10 150H8L9 148ZM104 147H105V149H104ZM140 147H141V149H140ZM143 147V148H142ZM155 148V149H157V152H156V154H155V149L153 148V149H151V148ZM161 148V149H171V150H167L169 153H168V156L169 155H171V157L169 156V159L171 158L172 160H170V161H168L166 158H168V156H167V154H164L163 152V154L162 153H160L159 152V150H158V148ZM164 147V148H163ZM194 147V148H193ZM196 147V148H195ZM252 147V146H251ZM2 148V149H1ZM62 148V149H61ZM66 148H68V149H66ZM108 148V149H107ZM130 148V147H129ZM132 148V147H131ZM144 148H146V149H144ZM220 148H218V149H220ZM231 148H232V146H231ZM234 148V147H233ZM242 150H243V154L245 155V153L248 155V154H251V153H253V148L252 149H250V150H252L251 152H250V150H246V147H244V146H242ZM113 149V150H112ZM192 149V150H191ZM198 149H200V150H198ZM222 149V148H221ZM221 149H220V152H224V151H221ZM235 150L234 151H236V149H237V147H235L234 148ZM63 150H66V152L65 151H63ZM107 150V151H106ZM111 150V151H110ZM141 150V151H140ZM145 150V151H144ZM232 151H233V149H231ZM7 151V152H6ZM61 151V152H60ZM148 151V152H147ZM166 151V152H167ZM174 151H176L175 153H172V152ZM184 151V152H183ZM200 152L199 154L197 153V152ZM233 151V153H235ZM255 151V150H254ZM10 152V153H9ZM88 152V151H87ZM89 152H94V151H92V150H90ZM112 152V153H111ZM125 152V153H124ZM154 152V153H153ZM165 152V153H166ZM171 152V153H170ZM182 152V153H181ZM226 152V151H225ZM237 152V151H236ZM5 153L7 154V156L5 155ZM67 153H70V154H68L67 155ZM80 153V152H79ZM84 153H86V151L84 152ZM94 153H96V152H94ZM108 153V154H107ZM157 153H159V157L157 156ZM197 153V154H196ZM216 153L217 154H215L216 155V160H218L219 158V153H218V151L216 150ZM228 153H231V155H233V153L232 152H230V151H228ZM228 153L226 152V153H224V154H227L228 155ZM10 154H11V156H13V157H10V158H12V159H9L8 157L10 156ZM104 154V155H103ZM107 154V155H106ZM112 156H111V155ZM172 154H174V155H172ZM196 154V155H195ZM4 155H5V157H4ZM107 157H106V156ZM125 155H127V157H125ZM155 155V156H154ZM210 155H211V153H210ZM217 155H218V157H217ZM230 155V157H232ZM236 155V154H235ZM238 155V154H237ZM240 155H242V154H240ZM16 156V157H15ZM102 156L104 157L103 158V160H102ZM110 156V157H109ZM122 156V157H121ZM156 156H157V158H156ZM167 156V157H166ZM172 156H174V157H172ZM201 156V155H200ZM204 156H206V155H204ZM239 156V155H238ZM4 157V158H3ZM105 157H106V159H107V161L105 160ZM113 159H112V158ZM165 157V158H164ZM47 158V159H48ZM51 158V159H50ZM111 158V159H110ZM156 158V159H155ZM158 158H160V159H158ZM164 158V159H163ZM204 158V157H203ZM228 158H229V156H228ZM53 159V160H52ZM98 159V160H99ZM125 161L124 162V164H123V162L121 161ZM125 159H129V161L128 160H125ZM134 159V158H133ZM213 159H214V157H213ZM213 159H211L210 161L212 162V160ZM13 160V161H14ZM118 160V161H117ZM215 159L213 160V162H212V164L214 163H218V164H222V163H226V164H229L228 162H222V163H220L221 161L219 160V161H216ZM16 161V160H15ZM48 161H49V164H48ZM53 161V162H52ZM105 161V162H104ZM120 161V162H119ZM173 161V162H172ZM194 161V162H195ZM233 161V160H232ZM235 161L236 162H240V161H237L236 159H235ZM51 162H52V164H51ZM103 163V165H102V163ZM140 162H141V164L143 163L144 165H145V168H143V167H141L140 168V166H141V164H140ZM163 162H164V164H163ZM166 162V163H165ZM177 162V163H176ZM192 163V164H194L195 166L197 165V163ZM211 162H209V163H211ZM234 162V161H233ZM56 163H58V164H56ZM140 165H139V164ZM148 163V164H147ZM169 163V164H168ZM173 163V164H172ZM190 163V164H191ZM54 164V165H53ZM116 164V165H115ZM122 164L124 165L123 167H122ZM176 164H178V165H176ZM51 165H52V167H51ZM61 165H63V164H61ZM60 165V166H61ZM119 165H121V167H119ZM149 165V166H148ZM174 165V166H173ZM194 165H190V167L191 168H189V166L187 165V169L186 168H184L185 170H184V172L187 174V172L188 171H190L189 172V174L191 173H195V169H194V171H193V167L195 168V166ZM229 165H232L233 167H235L236 169H237V167L239 168V169H241V168H243V167H246V166H239V165H237V164H234V163H230ZM54 166V167H53ZM153 166V167H152ZM171 166V167H170ZM109 167V168H108ZM119 167V168H118ZM169 167H170V172H169ZM201 166H197V169L199 170V168H200ZM51 168V170H49ZM87 168V167H86ZM113 169V170H118V173L120 174V172H122V170H123V172L120 174L121 176L119 177L121 180H123L124 182H123V184H125V187L123 188V187H121V189L119 190V188H118V192L117 193H110L111 192V187L109 188V187H107V184H109V177L107 178L106 177V171L108 172L109 170H107V169ZM121 168V169H120ZM124 168H126V169H124ZM127 168H131V169H133V168H135L136 170V172L135 171H133V170H129L128 172H126L127 171ZM168 168V169H167ZM171 168H173V169H171ZM120 169V170H119ZM166 169H167V171H166ZM201 169H202V167H201ZM80 170V171H79ZM78 170V177H79V175L81 174V173H79V172H82V174H81V176L83 177V175H84V173H83V169L81 168V169H79ZM82 170V171H81ZM50 172V174H49V172ZM132 171V172H131ZM179 171V170H178ZM181 171H182V173H183V170H180V173H178V172H176V171H174L173 173H175L176 172V175L178 176H176V175H174L175 177H176V181H179L180 180V178H181V176H182V179H183V177H185V176H187L186 174H185V176H183L182 175V173H181ZM163 172V173H162ZM136 173V175H134ZM164 173H165V175H166V178H164L165 176H164ZM94 174V175H93ZM105 174V175H104ZM127 174V175H126ZM129 174V175H128ZM163 174V175H162ZM180 174V175H179ZM77 175V174H76ZM104 175V176H103ZM192 175H194V174H192ZM258 175V174H257ZM260 175V174H259ZM59 176V177H58ZM126 176V178H127V180H126V178H124ZM131 176V177H130ZM138 176V177H137ZM164 176V177H163ZM173 176V177H174ZM190 176V175H189ZM262 176H263V174H262ZM76 177V176H75ZM75 177H73V178H75ZM93 177V178H92ZM180 177V178H179ZM258 177V176H257ZM260 177H261V175H260ZM49 180H48V179ZM54 180H53V179ZM73 178L71 179L70 178V180L72 181L73 180ZM85 178V179H86ZM92 178V179H91ZM254 178H255V176L252 178V182H257V181H254ZM46 179H47V181H46ZM97 179V180H96ZM105 179H107V181L105 180ZM125 179V180H124ZM155 179V180H154ZM157 179V180H156ZM161 181H160V180ZM166 179V180H165ZM175 179V178H174ZM179 179V180H178ZM257 178H255V180H256ZM258 181H260V179H261V183L259 182V183H252L251 181H249V182H251L252 184L251 185H254L253 187H250V189L248 190L247 189V193H245V194H247L248 195V193H249V196H251L252 195V197H247V199H248V201H251V202H248L247 200L245 201V202H247V204L248 203H250L249 204V206H251V204H253L254 203V201H255V199H254V196L256 195H258V194H260V197H261V195L263 196L264 195V193H263V191H264V180H263V178H259L258 177ZM25 180V179H24ZM45 180V181H44ZM52 180L53 181H55V182H52ZM69 180V181H70ZM91 180V181H90ZM93 180H94V182H93ZM103 180H105L106 182H104ZM263 180V181H262ZM34 181V182H33ZM45 182L44 184H43V182ZM62 181V180H61ZM76 181V180H75ZM125 181H128V182H125ZM153 181H155V182H153ZM158 181V182H157ZM161 183H160V182ZM36 182V183H35ZM38 182V183H37ZM121 182V181H120ZM146 182V183H145ZM149 182V183H148ZM263 182V183H262ZM49 183V182H48ZM96 185H94V184ZM154 185H153V184ZM27 184V183H26ZM57 184H59V182L57 181ZM56 184V185H57ZM148 184V185H147ZM155 184H157V186L159 185V184H163L162 186L161 185H159L158 187H159V189H158V187L155 185ZM257 184H260V185H257ZM38 185V186H39ZM48 186L50 185L51 186V184L49 183V184H47ZM92 185H90V186H92ZM150 185V186H149ZM151 185H153L154 187L156 186L157 187V189H156V187H155V189H153V186H151ZM250 185V186H251ZM263 187V189H261V191H258V190H260L258 187ZM263 185V186H262ZM27 186V185H26ZM29 186L27 187V188H25V190L22 192L21 190V192L22 193H20V192H18V195H17V192L16 191H14V192H12L13 194H16L17 196H13L12 194H11V192H10V190L8 191V189H6L5 190V194H3L2 195V193L4 192V190H3V192L0 194V200H10V201H12L11 202V204H13V205H16V211L19 213V215H30L29 213H30V210H32L34 207H36V206H38L36 209H38V210H40V209H42V210H44L46 207H42L45 203H46V200H48V198H51L50 196L52 195V193H53V191L55 190V188L54 189H51V191H49L48 192V190H49V187H48V189L46 188V196L45 197H43V194H41V197H36L37 196V194L35 195V197H34V193L33 192H30L31 190L29 189ZM34 186V187H33ZM59 186V185H58ZM137 186V187H136ZM35 187H37V188H35ZM43 187V186H42ZM45 187H47V186H44V188ZM52 187H50V188H52ZM106 187V188H105ZM145 187H146V189H145ZM151 189H150V188ZM162 187V188H161ZM260 187V188H261ZM33 188H35L36 190H33ZM57 188V187H56ZM148 188V189H147ZM256 189V188H258L257 189V193H256V191L254 192L253 190H251V189ZM28 189V190H27ZM149 189H150V191H149ZM254 189V190H255ZM58 190V189H57ZM80 189H78L77 190V187H76V191H78L77 192V194H76V198L74 197V195H73V197H72V193L73 192H75V190L70 194L71 195V197L72 198H75L76 200H77V198H79L80 196H82V193H81V191H79ZM146 190V191H145ZM152 190H154V191H152ZM159 190V191H158ZM165 190V189H164ZM230 190H232L231 188H230ZM245 190V189H244ZM251 190V193L249 192ZM11 191H13V190H11ZM173 191V192H172ZM241 191V190H240ZM239 191V193L237 194V192L238 191H236V194H235V196H236V198L235 199H238L237 197H241V198H243L242 196H245V194H243L244 193V191L242 190L241 192ZM1 192V191H0ZM86 193H84V194H86V196L84 195V197H86V199L89 197V193L90 192H88V191H85ZM146 192V193H145ZM163 192V193H162ZM172 192V193H171ZM43 193V192H42ZM171 193V194H170ZM231 192L229 191L228 193H227V195L225 194V195H223V196H226V198L228 199V197H229V195L228 194H230ZM242 195H241V194ZM253 193V194H252ZM81 194V195H80ZM161 194V195H160ZM176 194V193H175ZM178 194V197H180L181 196V194L182 193H177ZM176 194V195H177ZM255 194V195H254ZM6 195H8V196H6L7 198H5V196ZM30 195H31V199H30ZM33 195V196H32ZM53 195H54V193H53ZM70 195H69V198H70ZM87 195H88V197H87ZM100 195V196H99ZM150 195V196H149ZM246 195V196H247ZM18 196H20L21 198H18ZM39 196H40V194H39ZM79 196V197H78ZM228 196V197H227ZM255 196V197H256ZM3 197V198H2ZM9 197V198H8ZM11 197V198H10ZM13 197V198H12ZM109 197L111 198L112 197V199L114 198L115 200H112V199H109ZM177 197V198H178ZM257 197H259V196H257ZM18 198V199H17ZM29 198V199H28ZM37 198V199H36ZM68 198V199H69ZM72 198H70V199H72ZM100 198V199H99ZM223 198L224 197H222L221 198V201H220V199H219V202L217 203V201H216V203L217 204H221V202L223 203L224 201H222L223 200ZM226 198H224V200L226 199ZM231 198V200H232V197H230ZM230 198L227 200L228 202L230 201ZM250 198V199H249ZM12 199V200H11ZM17 201H16V200ZM74 199V201H76ZM252 199V200H251ZM35 200V201H34ZM89 200V199H88ZM87 200V201H88ZM97 200V199H96ZM9 201V202H10ZM226 201V202H227ZM233 201V200H232ZM232 201H230L231 202V204H234V202H232ZM259 201H263V199L262 200H259ZM259 201H257V202H259ZM8 202V201H7ZM15 202V203H14ZM67 202V201H66ZM72 202H73V199H72ZM161 202V203H160ZM230 202L227 204V203H223L224 205L223 206H225V207H223L224 209L226 208V207H228L229 206V204H230ZM244 202V201H243ZM243 202H241V203H243ZM244 202V203H245ZM261 202H259L260 204H261ZM264 202V201H263ZM106 203V202H105ZM118 203V204H117ZM130 204V201H128L127 203H126V206H128L129 204ZM164 203V204H163ZM138 205L139 204V206H142V207H138V206H136V205ZM166 204V205H165ZM228 206H227V205ZM157 205V206H156ZM163 205V206H162ZM63 207H59V209L60 208H62L63 210H64V208L65 207H67V206H64V205H62ZM135 206V207H134ZM159 206V207H158ZM231 207H232V205H230ZM230 206L228 207V209L229 210H231L230 209ZM233 206H235V204L233 205ZM18 207V208H17ZM32 207V208H31ZM119 207V206H118ZM129 207V206H128ZM127 207V208H128ZM212 208H213V206H212ZM222 208V207H221ZM220 208V209H221ZM242 208V207H241ZM62 209H60V211L59 210H57L58 211V214L60 213L61 215H62V213H65L66 211V209L64 210V212H62L61 210ZM144 209V210H143ZM156 209V210H155ZM214 209V208H213ZM219 208H217L216 209V214L215 213H213V214H215V216H213L212 215V217H214V218H211V215H209V217L212 219L211 221H213V219H215V221L217 222V220L216 219H218V217H217V215L220 217V215H222L221 216V218L223 217V219L222 220H220V219H218V221H220V223L222 224V225H225L226 224V222L225 221H223L224 219L225 220H228V219H226L225 217H226V215L228 216L229 214H232L231 212L232 211H229V214L227 213L226 215H224V213L222 214L221 212H222V210L223 209H221L220 210ZM227 209V208H226ZM250 209V208H249ZM153 210H154V212H153ZM215 210V209H214ZM213 210V211H214ZM232 210H234L233 208H232ZM239 210H240V208H239ZM242 210V209H241ZM241 210H240V212H241ZM26 211V212H25ZM29 211V212H28ZM33 211V210H32ZM156 211V212H155ZM212 211V212H213ZM220 211V212H219ZM235 211V210H234ZM206 212V213H207ZM212 212H210L211 214H212ZM217 212L220 214H217ZM236 212V211H235ZM33 212H31V214H32ZM109 213V212H108ZM248 213V212H247ZM107 214V213H106ZM105 214V216H108L109 214H107L106 215ZM112 214V213H111ZM155 214H157V216L155 215ZM236 214V213H235ZM241 213H239V215H240ZM21 215V216H22ZM88 214H86L85 216H87ZM112 216V217H111ZM118 216V215H117ZM116 215H109L108 217V219H109V221H110V219L112 220V221H114V222H116L117 221V218L119 217H117ZM55 217V216H54ZM53 217V218H54ZM157 217V218H156ZM229 217V216H228ZM236 217V216H235ZM237 217H238V215H237ZM52 218V219H53ZM209 218V219H210ZM156 219H158V222H156L155 220ZM140 220V222H138ZM165 222H164V221ZM209 222H210V220H208ZM208 221H206V222H208ZM221 221H223V222H225V223H223V222H221ZM230 221V220H229ZM111 222V221H110ZM166 223V226H165V224L164 223ZM199 222V221H198ZM242 222V221H241ZM240 222V224H238V226H237V224H235V226L237 227V230L235 231L234 229H232V232L230 231L231 229H229V230H226L228 233H230V237H232V235H233V238L232 239H227L228 238V236L229 235H227L226 233H225V230L224 229H222L223 231V233H220L221 235H218V239H215L214 241V243H216V244H214V246H208V244H206V241H208V242H210V240H208V237H207V231H205L206 229L208 230V227L206 228V227H203V238H200V244H201V242L203 243V244H206V246H204L205 248H204V251L205 252H207L209 249L208 248H210V251H212V254H216V251H217V253H218V258H221V255H223L222 257L223 258H221V259H224V257L226 256V252H233V249H237V248H243V247H245V248H249V250H250V252H254L255 250H256V248L254 247V245L252 246V244L250 245V242L252 241V236L250 235H242V231H241V229L244 227H242V225H243V223H241ZM250 222V221H249ZM161 223V224H160ZM44 224V223H43ZM205 224V223H204ZM204 224H203V226H204ZM174 225V226H173ZM175 225H176V227H175ZM231 225V224H230ZM33 226L34 225H32V226H30V228L29 229H33ZM38 226L39 225H35L34 226V229L36 230V227L38 228ZM46 226L47 225H44V228H42L41 229V231H39V235H41V237L43 236L44 238H46V240L48 239V237H50V236H48L49 235V233H48V228H46ZM54 226H56V223H54V222H51V224H50V227L51 228H54ZM186 226V227H185ZM205 226H207L206 224H205ZM50 227H49V229H50ZM174 227V228H173ZM177 227H179L178 229H177ZM192 229H191V228ZM228 227V226H227ZM25 228H27V227H25ZM165 228H166V230H165ZM187 228H189V229H187ZM206 228V229H205ZM259 228V229H258ZM258 228H255V229H253L254 230V232H260V233H263L264 234V229L263 228H261V227H258ZM29 229H27V232H25L26 231V229L24 230H21V231H19V234H15V233H12L11 235L9 234V237H8V235L7 234H5V235H7V236H4V235H2L1 236V238H0V264H61V261L62 262H67V264H83V263H81V260L82 261H88V260H90L89 258H88V260H87V258H86V256H84L82 253L81 254H79L78 252V254H77V257H80V261H78V262H76V260H74V259H72L69 255V257L68 256H64V255H57V256H52V257H55V258H57V260L54 258V259H52L51 258V252L49 251V249H48V246H47V244H45V242H46V240L44 239V238H41L40 236H38L37 235V233L36 232H33V231H35V230H33L32 232H33V234H31L32 232H29V231H31V230H29ZM155 229V230H154ZM177 229V230H176ZM182 229V230H181ZM226 229V228H225ZM38 230H40V227L38 228ZM146 230L145 231H143L144 232V234L146 233ZM166 232H165V231ZM187 230V231H186ZM252 230V229H251ZM257 230V231H256ZM23 231V232H22ZM47 231V232H46ZM161 231H162V233L163 232H165V234L163 233V235H162V233H161ZM176 231V232H175ZM191 231V232H190ZM205 231V232H204ZM240 231V232H239ZM22 232V233H21ZM42 232V233H41ZM136 232V231H135ZM134 232V233H135ZM197 232H199V233H197ZM234 232H236V233H234ZM21 233V234H20ZM24 233V234H23ZM34 233H36V235H34ZM173 233V234H172ZM177 233V234H176ZM190 233V234H189ZM204 233H205V237H204ZM207 233V234H206ZM240 233H241V235H240ZM259 233V234H260ZM29 234V235H28ZM48 234V235H47ZM169 234H172V235H170L169 236V238L168 239H166L168 236L167 235H169ZM223 234V235H222ZM34 235V236H33ZM45 235V236H44ZM159 235V236H158ZM30 236V237H29ZM37 236H38V238H37ZM134 235H132L131 237L129 236V239H131L132 241L134 240V237H133ZM174 236V237H173ZM185 237V238H182V237ZM198 236V235H197ZM221 236H223V237H221ZM224 236H226L225 238H224ZM171 237V238H170ZM179 237H181L182 238V241L184 242H181L180 243V245H179V241H181V239H179ZM189 237V238H188ZM41 238V239H40ZM191 238V239H192ZM197 238V237H196ZM222 238V239H221ZM224 238V239H223ZM248 238V239H247ZM32 239H35V240H32ZM43 239H44V242H43ZM145 239H146V241H145ZM170 239H173V240H170ZM176 239H178V241L176 240ZM185 239L186 240H188L187 242L188 243H186V241H185ZM221 239V240H220ZM234 239V240H233ZM117 240V239H116ZM167 240H170L171 241V243H170V241H167ZM219 240V241H218ZM228 240H230V241H235V243L237 242L239 245L236 247V248H232V246H229L228 244V242H230V241H228ZM241 240V241H240ZM246 240V241H245ZM175 241V242H174ZM249 241V242H248ZM118 242H120V240H117V241H112V246L113 245H116V244H118ZM163 242V243H162ZM207 242V243H208ZM223 242V243H222ZM246 242H248V243H246ZM167 243H168V245H167ZM194 243V242H193ZM198 243V242H197ZM165 244V245H164ZM183 244V245H182ZM224 244H225V246H224ZM227 244V245H226ZM182 245V246H181ZM176 246H180L179 248L178 247H176ZM229 246V247H228ZM243 246V247H242ZM197 247V246H196ZM194 248L195 250H198L199 249V251H200V247H198V248ZM125 248V247H124ZM124 248L122 247V249H123V251H128V249L127 248H125V250H124ZM183 248V249H182ZM188 249V247L186 248V250ZM206 249V250H205ZM216 249V250H215ZM65 250H66V248H65ZM157 250H158V252L157 253H155L156 252V250H154V249H152L151 250V252H152V256H154L153 257V260L154 261H151V262H149V261H144V262H148L147 264H154V263H156V264H161V263H166V264H171V262H172V260L173 259H169V260H166V259H164V258H162V257H160V255L162 254L161 253V251L157 248ZM184 250V251H183ZM48 251V252H47ZM203 251V250H202ZM50 252V253H49ZM73 252V251H72ZM74 252H76V251H74ZM73 252V253H74ZM186 252V251H185ZM215 252V253H214ZM220 252V253H219ZM19 254V255H22V256H24V258H25V262H18V263H16V260L14 261V259H12V255H14V254ZM157 254V255H156ZM46 255H47V257H46ZM79 255V256H78ZM159 255V256H158ZM50 257V260H49V257ZM183 256L184 255H182V254H179V258L180 259H183ZM85 257V258H84ZM3 258V259H2ZM13 258H14V256H13ZM35 258V259H34ZM47 258V259H46ZM58 258H61V260L60 259H58ZM67 258V259H66ZM70 258V259H69ZM184 258H185V256H184ZM32 259H34V262L32 261ZM73 261H72V260ZM159 259V260H158ZM48 260V261H47ZM56 261V262H55ZM169 261V262H168ZM11 262H13V263H11ZM48 262V263H47ZM58 262V263H57ZM65 262H64V264H65ZM76 262V263H75ZM63 264V263H62ZM175 264V263H174Z\"/></svg>",
	"mask_w": 264,
	"mask_h": 264
},
{
	"label": "water",
	"instance_id": "95a60500",
	"mask_svg": "<svg viewBox=\"0 0 264 264\" xmlns=\"http://www.w3.org/2000/svg\"><path fill=\"white\" fill-rule=\"evenodd\" d=\"M68 1V0H65ZM141 0L136 6L145 2ZM172 5H177L176 11L170 15H165V25H169L176 20L184 19L185 23L194 22L197 19L205 18L215 13L218 9L229 4H241V10L244 11L242 16L246 17L253 13L257 8L264 6V0H174ZM93 2L95 10L87 16L88 20H92L95 24L102 22L112 15L129 0H85L87 4ZM174 7V6H173ZM176 13V14H175ZM159 27V26H158ZM157 27V28H158ZM258 30L264 33V17Z\"/></svg>",
	"mask_w": 264,
	"mask_h": 264
}]
</instances>
